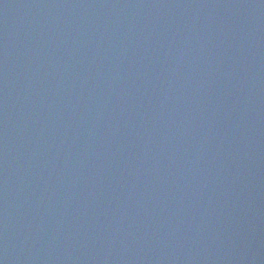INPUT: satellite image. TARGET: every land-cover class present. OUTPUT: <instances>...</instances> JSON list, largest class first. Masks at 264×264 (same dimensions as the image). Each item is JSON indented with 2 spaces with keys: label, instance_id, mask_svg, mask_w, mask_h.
I'll return each instance as SVG.
<instances>
[{
  "label": "water",
  "instance_id": "1",
  "mask_svg": "<svg viewBox=\"0 0 264 264\" xmlns=\"http://www.w3.org/2000/svg\"><path fill=\"white\" fill-rule=\"evenodd\" d=\"M0 264H264V0H0Z\"/></svg>",
  "mask_w": 264,
  "mask_h": 264
}]
</instances>
